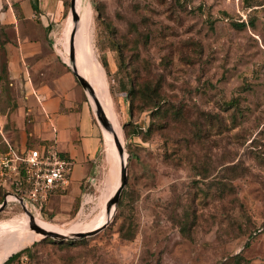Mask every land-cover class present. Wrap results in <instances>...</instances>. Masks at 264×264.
<instances>
[{
    "label": "rangeland",
    "instance_id": "1",
    "mask_svg": "<svg viewBox=\"0 0 264 264\" xmlns=\"http://www.w3.org/2000/svg\"><path fill=\"white\" fill-rule=\"evenodd\" d=\"M83 1L108 94L105 99L101 85L98 101L126 152L127 181L102 230L59 240L29 227L20 196L14 197L24 191L22 181L0 178L7 196L0 211V264L34 242L32 256L10 264H264V1ZM70 14V0H63L56 40L68 58ZM6 39L1 28L0 152L8 144L38 147L21 143L28 138L19 133L29 119L26 88L5 70ZM83 43L79 63L92 83L94 67ZM127 76L160 84L157 113L140 99L131 114L121 91L129 87ZM105 134L106 168L96 186L68 214L55 216L43 207L35 223L48 230L40 218L55 232H80L107 214L124 154Z\"/></svg>",
    "mask_w": 264,
    "mask_h": 264
},
{
    "label": "crops",
    "instance_id": "2",
    "mask_svg": "<svg viewBox=\"0 0 264 264\" xmlns=\"http://www.w3.org/2000/svg\"><path fill=\"white\" fill-rule=\"evenodd\" d=\"M62 12L63 0H0L7 72L26 88L24 109L29 119L19 133L28 138L21 143L54 148L73 162L68 185L55 189L44 204L55 216L68 214L106 168L103 130L57 48Z\"/></svg>",
    "mask_w": 264,
    "mask_h": 264
},
{
    "label": "built area",
    "instance_id": "3",
    "mask_svg": "<svg viewBox=\"0 0 264 264\" xmlns=\"http://www.w3.org/2000/svg\"><path fill=\"white\" fill-rule=\"evenodd\" d=\"M72 168L73 162L51 147L17 150L8 144L7 150L0 152V178L12 175L17 185L22 181L25 189L20 197L37 216L51 193L68 185Z\"/></svg>",
    "mask_w": 264,
    "mask_h": 264
},
{
    "label": "water",
    "instance_id": "4",
    "mask_svg": "<svg viewBox=\"0 0 264 264\" xmlns=\"http://www.w3.org/2000/svg\"><path fill=\"white\" fill-rule=\"evenodd\" d=\"M70 12H71V16H72V22L74 24H73V27L71 29L70 37H69V62H70V64H67V66L69 67V69L71 70L73 75L76 77L78 83L80 84V86L85 91L87 97H88V95H90L93 98L94 103H95V107H93V110H94V114H95V117H96L98 124L101 127H103V129L110 130L111 127H110L109 121L107 120V117L105 116V113L103 112L101 105H100V103H99V101L95 95V90H94L93 86L77 70L76 56H75V45H74V34H75V30H76L75 29L76 25L79 22L80 18H79V15L75 9V0H70ZM115 145L117 147L119 155L123 156V153H124L123 145L119 142V140H116V139H115ZM126 181H127V176H126V161H125V162H123V164H121V167L119 170L118 186L115 189L114 193L112 194L111 198L107 201V203L105 205V209L107 212H109L111 207L117 202L119 195L121 193V190L124 187ZM14 197H16V199H17L16 194H14ZM18 200L21 203L23 210L26 212V214L29 217V227L33 231H35L36 233L40 234L42 237H51L53 239L68 240V239L84 238V237L92 236V235L98 233L100 230H102L108 224V222L111 219L110 218L109 221L105 222L103 225H101L97 228L91 229V230L80 231V232H75V233H71V234H61V233L55 232L53 230H46V229L42 228L41 226H39L38 224H36L34 222L35 215L26 206L23 198L18 197ZM6 205H7V196L5 199H3L2 203L0 204V211H2L6 207ZM111 217H112V215H111Z\"/></svg>",
    "mask_w": 264,
    "mask_h": 264
},
{
    "label": "trees",
    "instance_id": "5",
    "mask_svg": "<svg viewBox=\"0 0 264 264\" xmlns=\"http://www.w3.org/2000/svg\"><path fill=\"white\" fill-rule=\"evenodd\" d=\"M234 25L236 27L240 28L244 24L241 22V24L235 23ZM67 32L70 33L71 31H67ZM89 38L91 39L90 35H89ZM115 45H116V51L118 52V57H119V61H120L119 65L122 66L123 57H124V52H123V49L121 47L122 44L118 42ZM5 68H6L5 70L7 72V63L5 65ZM100 69H101V66H100ZM120 69H123V68L121 67ZM117 70H118V68L116 69V71ZM129 75H131V74H129ZM127 79L129 80L128 81L129 87L126 88L125 86L122 85L121 91H124V93L127 94L129 97V109L131 111V114H132V109L134 108L135 103L137 101H139L140 99L143 100V104L145 107L151 108V111H150L151 115H153L152 114L153 111H155L157 113L159 111V108L161 107V104H162V99L160 97V84L159 83L155 84L150 79H146L143 82L136 83L135 79L132 76H127ZM75 80L78 83L76 78H75ZM101 85H102V80H101ZM235 103H236L235 100H231L229 102V105H230L229 107H233L235 105ZM149 130H150V127H149ZM18 191L19 190L17 189V192H15V193L19 196H22V192H18ZM5 193H6V190L3 187H1L0 188V203H2ZM43 207H44V205L41 207V209ZM133 235H134V232H133V230H131L130 234H128V236H125V237H126V239H128V238L131 239L133 237ZM42 239H44V238H42ZM35 244H36V242L32 243L30 246H26V247L18 250L17 252L9 255L8 258L1 264H10L24 254L25 255L27 254L29 257L32 256V248L34 247ZM239 256L240 255H237V258Z\"/></svg>",
    "mask_w": 264,
    "mask_h": 264
},
{
    "label": "bare ground",
    "instance_id": "6",
    "mask_svg": "<svg viewBox=\"0 0 264 264\" xmlns=\"http://www.w3.org/2000/svg\"><path fill=\"white\" fill-rule=\"evenodd\" d=\"M75 9H76V12L78 13L79 15V22L77 23L76 25V38L78 40V49H77V54H76V50H75V56H76V66H77V70L78 72L84 76L87 80V76H88V72L87 70L82 66L80 65V57H81V51H82V48H83V41H85L86 43V46L88 48V51H89V54L91 56V60H92V63H93V67H94V73H95V81L90 83L94 90H95V95L98 99V97L100 96L101 94V80H102V89H103V96L104 98L106 99L108 94L106 92V89H105V82H104V78H103V72L101 74V69H100V65L98 64V60L96 58V56L94 55V52H93V48H92V44H91V40L86 32V29H85V18H86V13H87V10H86V4L84 3L83 0H75ZM73 26V22H72V16H70V19L68 20V27H72ZM64 28V27H63ZM74 39H75V36H74ZM58 51V50H57ZM56 51V52H57ZM59 53L61 54L63 60L65 61L66 64H70L67 63L66 60H69L68 57H66L60 50H59ZM82 71H83V74H82ZM86 75V76H85ZM89 81V80H88ZM90 82V81H89ZM89 97V100L92 104L93 107H95V103H94V100L93 98L88 95ZM102 108V107H101ZM104 112V111H103ZM107 120L109 121V119L107 118ZM109 124H110V121H109ZM111 127V126H110ZM103 131H106L108 134H105L106 135V138L107 139H110L111 143L115 145V139L118 140L116 138V136L114 135L112 129L110 130H106V129H103ZM110 137V138H109ZM120 142V141H119ZM116 146V145H115ZM124 162L126 161V152L124 151ZM119 183V182H118ZM118 186V184H117ZM117 188V187H116ZM112 212H113V208L110 209L109 212H105L104 214V217L101 219V221L94 227V228H97L101 225H103L105 222H107V220L109 221V219L111 218V215H112ZM34 221H35V218H34ZM39 223L42 225V226H45L48 230H51L44 222V220H41L39 218ZM37 224V223H36ZM40 226V225H39ZM43 228V227H42ZM93 228V229H94ZM61 234H71V233H75V232H70V233H67V232H59ZM38 234V233H37Z\"/></svg>",
    "mask_w": 264,
    "mask_h": 264
}]
</instances>
